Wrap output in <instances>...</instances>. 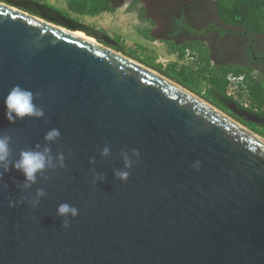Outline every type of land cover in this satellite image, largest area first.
Wrapping results in <instances>:
<instances>
[{
  "label": "water",
  "instance_id": "95a60500",
  "mask_svg": "<svg viewBox=\"0 0 264 264\" xmlns=\"http://www.w3.org/2000/svg\"><path fill=\"white\" fill-rule=\"evenodd\" d=\"M115 45L46 4L0 0V133L15 159L58 128L50 147L66 165L28 192L16 171L0 179V264H264V136ZM14 85L36 94L43 119L4 118ZM133 148L121 182L113 172ZM63 202L79 209L68 227Z\"/></svg>",
  "mask_w": 264,
  "mask_h": 264
},
{
  "label": "trees",
  "instance_id": "16d2710c",
  "mask_svg": "<svg viewBox=\"0 0 264 264\" xmlns=\"http://www.w3.org/2000/svg\"><path fill=\"white\" fill-rule=\"evenodd\" d=\"M121 2L122 0H65V11H61V13L79 20L83 16L94 17L103 13L114 12ZM215 3L220 18L230 26L242 28L254 35H259L264 30V0H215ZM146 31L148 32V30ZM114 48L123 51V47L118 43ZM168 53L174 54L176 59L165 65L146 64L201 95L264 136V122L247 121L245 118L236 115L229 107L234 103L237 109L264 118V76L259 75L257 79H250L245 82V88H240L238 91L237 96L241 98L238 100L227 95L226 75L233 73L249 76L252 68L228 64H220L217 67L212 64L211 57L207 55L206 49L202 48V44L199 43H185L183 46L171 44ZM186 55L189 56L188 62L185 60ZM191 77L198 79L197 81L193 79L196 84L192 82ZM200 81L202 84L206 82L204 90H201L198 84ZM242 99L248 100L247 106H244Z\"/></svg>",
  "mask_w": 264,
  "mask_h": 264
},
{
  "label": "flooded vegetation",
  "instance_id": "af4514ba",
  "mask_svg": "<svg viewBox=\"0 0 264 264\" xmlns=\"http://www.w3.org/2000/svg\"><path fill=\"white\" fill-rule=\"evenodd\" d=\"M139 2L143 16L149 22L148 34L152 37L177 46H183L185 43L202 44V48L206 49L207 55L211 57L212 64L217 67L220 64L250 67L258 76H264V52L258 41L264 35V30L261 34L254 35L223 22L215 0ZM234 113L245 118L236 111Z\"/></svg>",
  "mask_w": 264,
  "mask_h": 264
},
{
  "label": "clouds",
  "instance_id": "9594fccd",
  "mask_svg": "<svg viewBox=\"0 0 264 264\" xmlns=\"http://www.w3.org/2000/svg\"><path fill=\"white\" fill-rule=\"evenodd\" d=\"M234 75H244L245 82H248L250 79L255 80L258 77L254 70L248 74L249 76L246 74ZM3 103L4 118L9 123H15L25 118L39 120L43 119L45 115L44 109L36 103V94L30 89L23 88L20 85H14L8 91ZM60 135L61 133L58 128H50L43 137V145L37 144L34 148L22 150L17 158L13 159L11 149L12 138L6 133H0V179H3L10 171H16L23 177L18 188L23 192H28L32 189L33 185H36L41 179L47 178L46 173L48 171L64 168L66 166L64 153L59 152L53 154L50 147L51 144L55 143L60 138ZM111 154V147L108 145L100 149L99 155L102 158H108ZM139 155V150L135 148L122 151L120 156L123 161V168L113 172L114 178L121 182H127L130 170L133 164L136 163V158H138ZM90 163L95 164V158L90 160ZM105 179L103 173L94 172L92 183H103ZM46 195L47 193L44 188H36L34 193L31 194V199H29L28 202L35 207L39 205L40 200ZM24 199H27V197ZM10 206H14V204H10ZM78 214L79 209L67 202L60 203L56 207V216L61 218L63 227H68L70 221L77 217Z\"/></svg>",
  "mask_w": 264,
  "mask_h": 264
},
{
  "label": "rangeland",
  "instance_id": "374dc122",
  "mask_svg": "<svg viewBox=\"0 0 264 264\" xmlns=\"http://www.w3.org/2000/svg\"><path fill=\"white\" fill-rule=\"evenodd\" d=\"M57 10L65 11V0H35ZM81 22L107 34L123 47V53L138 59L143 63L165 65L176 58L168 53L170 45L157 37H150L147 30L148 20L143 16L139 0H123L114 12L98 16H83ZM91 40H95L94 38ZM100 43V41L95 40ZM264 52V35L260 40ZM168 44V45H167ZM189 60H186L188 62ZM171 71V70H170ZM172 72V71H171ZM198 80L191 77L193 83ZM201 90L206 88V82H198Z\"/></svg>",
  "mask_w": 264,
  "mask_h": 264
},
{
  "label": "built area",
  "instance_id": "2783aa9c",
  "mask_svg": "<svg viewBox=\"0 0 264 264\" xmlns=\"http://www.w3.org/2000/svg\"><path fill=\"white\" fill-rule=\"evenodd\" d=\"M185 60H189V56L186 55ZM226 81H227V94L235 99L241 100V98L238 97L237 94L240 88H245V76L228 74L226 77ZM242 102L244 106L248 105V101L246 99H242Z\"/></svg>",
  "mask_w": 264,
  "mask_h": 264
},
{
  "label": "bare ground",
  "instance_id": "6f19581e",
  "mask_svg": "<svg viewBox=\"0 0 264 264\" xmlns=\"http://www.w3.org/2000/svg\"><path fill=\"white\" fill-rule=\"evenodd\" d=\"M74 34L77 35V36H80V37H84V38H86V39H88V40H90V41H95V40H91V39H93V38L85 36V35H84L82 32H80V31H76V32H74Z\"/></svg>",
  "mask_w": 264,
  "mask_h": 264
}]
</instances>
